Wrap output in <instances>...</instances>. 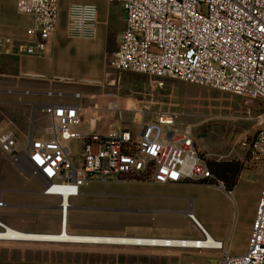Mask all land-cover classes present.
<instances>
[{
    "label": "built area",
    "instance_id": "built-area-1",
    "mask_svg": "<svg viewBox=\"0 0 264 264\" xmlns=\"http://www.w3.org/2000/svg\"><path fill=\"white\" fill-rule=\"evenodd\" d=\"M108 2L121 5L125 20L118 50L110 62L114 71L174 80L264 102V0ZM17 10L34 19L30 40L21 43L0 37V57H47L59 23L60 0H18ZM98 25L97 6H69V37L94 39ZM46 95L70 97L77 103L42 105L40 109L50 119L51 128L39 137L33 128L23 137L11 128L1 130L0 152L10 158L22 176L39 181L44 196L59 198L61 232H65L71 200L90 183H200L225 189L201 157L192 126H180L177 112H152L149 106L123 110L113 105L110 111L118 114L114 129H83L81 94ZM126 113L133 116L132 120L124 118ZM260 124L240 145L247 162L264 166V115ZM70 142L80 147V153L68 146ZM192 215L189 209L187 216L193 219ZM196 229L203 245L199 241L190 246L184 241L180 246L157 248L220 252V264H264V182L245 255L231 256L230 245L226 247L217 240L210 244L208 235L198 226Z\"/></svg>",
    "mask_w": 264,
    "mask_h": 264
},
{
    "label": "rangeland",
    "instance_id": "rangeland-1",
    "mask_svg": "<svg viewBox=\"0 0 264 264\" xmlns=\"http://www.w3.org/2000/svg\"><path fill=\"white\" fill-rule=\"evenodd\" d=\"M109 6V56L105 77L101 84L75 86L70 90L82 96V128L99 131L114 129L118 114L110 111L113 105H119L123 110H139L149 106L152 112H177L180 126H192L197 149L205 161H244L246 152L240 142L261 127L264 102L174 80L114 71L110 62L118 47L115 37L120 36L121 5L113 3ZM30 87L21 79L17 63L0 57V131L11 128L23 137L33 128L35 136L39 137L51 128L50 119H45L42 110L35 107L31 98L24 94ZM48 101L42 99L43 103ZM61 101L77 103L72 99ZM124 118L132 120L133 116L126 113ZM134 122L140 125L139 120L135 119ZM68 146L77 154L80 153V147L75 143L70 142ZM263 182L264 166L249 161L231 192L200 183L180 186L139 182H109L105 186L98 182L90 183L82 187L86 196L72 200L69 222L71 228L76 229L74 233L80 234L201 240L196 226L186 216L191 209L206 232L215 240L223 241L226 247L230 245L231 256H243L251 237ZM22 188L40 192L42 185L34 178L22 176L10 158L0 152V221L16 230L17 218L18 222L27 226L41 220L51 221L59 228L58 203L47 205V197L36 194L38 200L34 199L29 204L42 203L48 207L17 208V202L20 201L17 189ZM21 200L29 202L24 195ZM56 231L59 233V229ZM38 245L0 242V264H56L47 261L50 257L40 252L27 248L17 250L18 246ZM81 253L90 257L87 263L82 264L221 263V253L215 251L112 245L98 246Z\"/></svg>",
    "mask_w": 264,
    "mask_h": 264
},
{
    "label": "crops",
    "instance_id": "crops-1",
    "mask_svg": "<svg viewBox=\"0 0 264 264\" xmlns=\"http://www.w3.org/2000/svg\"><path fill=\"white\" fill-rule=\"evenodd\" d=\"M17 2L18 0H0V37L9 38L21 43H26L30 40L29 32L34 25V19L30 15L21 14L17 10ZM73 4L95 5L98 7L99 25L97 28V35L94 39H74L68 36L67 14H68L69 6ZM109 5L111 4L108 2V0H60L59 23H58L57 31L51 42L49 55L44 58L26 56V55L4 57V58H9L11 61H15L17 63V70L21 79H23V81L27 82L31 86L27 90V93L25 92L24 94H26L31 98V101L35 107L39 109L42 105L61 102L62 99H69V100L72 99L75 101V99L70 97H66L62 99L57 97H49L46 95L48 92L55 94L63 93L66 95H72L74 93H78L75 90L70 91L73 90L75 86L91 87L92 85L102 83L105 77L106 63L109 56V38H108L109 31L107 32V28L109 27L108 19L110 17ZM119 11H120L119 19L121 22V29H120V35H121V33L125 29V20H124V13L122 11V8H120ZM115 39L116 41H118V46H119V38L115 37ZM117 50L118 47L116 51ZM43 98H46L49 101L43 103L42 102ZM152 185H157V184H152ZM170 186H180V185H170ZM36 194L37 195L40 194L44 196L41 193V191L31 192L25 188L17 189V197L19 198L18 200H20L19 203L17 202V208L19 206L20 209H25V210L40 209L43 207H48L46 206V204L49 206L54 205L56 203L59 204V198L51 197V196H44L47 197L45 201L46 204H42V203L36 205L29 204L34 199L38 200ZM22 195H24L26 201L29 202H22L21 200ZM83 196H86V194L82 192V194L79 197H83ZM53 198L57 199L58 201L53 200ZM58 204L56 207L58 208L57 210L60 212ZM72 209L73 206L71 203L70 211ZM70 211H69V215H70ZM69 215L67 218V226H66V231L68 233L71 230L73 232L71 233V235L95 236L94 234L74 233L76 229L71 228L69 222ZM18 221L19 220L17 218V230L23 233L45 232V233H30V234H59L62 230L61 213H60L59 228L58 226H56V224L52 223L51 221L44 222L41 220L40 221L36 220L35 222L31 223L29 226L25 224L23 225ZM33 224L36 226L40 225L41 227L40 228L35 227ZM57 229H59V233H56ZM46 232H51V233H46ZM135 238H139V237H135ZM157 239H166V238H157ZM36 244L39 245L36 247L18 246L17 250L18 249L24 250L27 248L35 252H40L45 256L47 255L48 258L50 257V259H46L47 261L56 262V264H69V263L82 264V263H87L88 258L90 257L82 254L81 252L101 246L97 244L91 245V244H73V243H53L55 244L53 246L42 245L47 243H36ZM102 246H107V245H102ZM23 262L26 261L23 260Z\"/></svg>",
    "mask_w": 264,
    "mask_h": 264
},
{
    "label": "bare ground",
    "instance_id": "bare-ground-1",
    "mask_svg": "<svg viewBox=\"0 0 264 264\" xmlns=\"http://www.w3.org/2000/svg\"><path fill=\"white\" fill-rule=\"evenodd\" d=\"M187 216V213H186ZM193 216L189 218L196 226L208 235L209 243H216V240L205 231L201 223ZM67 222L65 224V232L59 234H30L23 233L14 228H11L0 222V242L12 243H73V244H97L107 246H133V247H164L168 244L172 246H180L182 242H187L188 245H196L200 240H183V239H157V238H135V237H111V236H89V235H71L66 231ZM201 242V241H200ZM205 242L199 243L203 245Z\"/></svg>",
    "mask_w": 264,
    "mask_h": 264
},
{
    "label": "trees",
    "instance_id": "trees-1",
    "mask_svg": "<svg viewBox=\"0 0 264 264\" xmlns=\"http://www.w3.org/2000/svg\"><path fill=\"white\" fill-rule=\"evenodd\" d=\"M248 156L244 161H206L212 174L224 184L225 190L231 192L237 185L242 171L246 167Z\"/></svg>",
    "mask_w": 264,
    "mask_h": 264
}]
</instances>
